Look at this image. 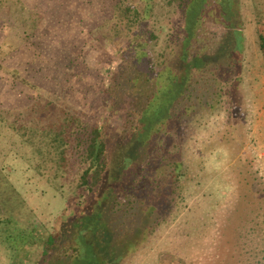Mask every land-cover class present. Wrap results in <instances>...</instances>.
<instances>
[{"label":"trees","instance_id":"16d2710c","mask_svg":"<svg viewBox=\"0 0 264 264\" xmlns=\"http://www.w3.org/2000/svg\"><path fill=\"white\" fill-rule=\"evenodd\" d=\"M214 1L221 6L223 34L208 47L201 23ZM4 3L0 0V11ZM162 10L174 18L165 30L164 44L161 31L157 32V27L166 25L157 14ZM111 14L60 66L62 76L54 89L36 87L21 77L36 90L35 98L21 108L0 107L4 196L17 202L23 198L16 188L22 182L10 181L5 173L7 165L21 164L27 176L29 171L36 173L43 193L53 189L66 198L52 229L36 220L30 231H18L24 245L41 248L43 261L36 264H127L151 231L160 205L173 199L177 184L187 176L190 145L182 130L188 122L191 86L199 82L212 86L221 71H234L244 60L237 0H118ZM258 36L264 56V30ZM101 45L111 50L113 62L91 82L90 70L97 68V62L88 61L89 53ZM10 73L20 77L16 70ZM231 150L226 140L216 142L212 149L197 152L193 163H208L216 156V169L226 164L236 169ZM152 156L161 176L150 196L134 206L135 199L130 203L126 198H138L132 192L135 172L151 163ZM220 178L212 182L210 197L249 195L248 183L244 184L249 180L242 172L232 184ZM111 201L119 207L110 208ZM227 231L229 225L221 232L223 242ZM14 234L8 235L9 240Z\"/></svg>","mask_w":264,"mask_h":264},{"label":"rangeland","instance_id":"374dc122","mask_svg":"<svg viewBox=\"0 0 264 264\" xmlns=\"http://www.w3.org/2000/svg\"><path fill=\"white\" fill-rule=\"evenodd\" d=\"M2 1L6 3L0 11V107L7 108L26 106L37 95L22 78L36 87L54 89L56 79L62 76L60 66L63 68L69 62L70 54L79 50V45L97 24L112 15L113 6L118 2ZM237 1L241 7L244 60L234 71H221L212 86L203 82L191 86L185 118L188 122L182 130L187 133L190 145L186 147L190 155L187 164L191 162L187 176L177 184L173 199L160 205V214L151 231L127 264H264V56L259 51L258 36L259 30H264V0ZM221 12L220 3L214 1L204 13L201 24L207 31L208 47H214L223 34L219 22ZM166 13V10L157 13L166 22L165 28L157 27L162 37L168 23L174 22L173 16ZM164 39L166 36L162 44ZM89 60L92 64L97 62V68L90 70L92 82L110 68L113 55L101 45L92 49ZM10 70H16L20 77ZM235 80L237 88L233 92L231 86ZM222 140L232 149V159L238 164L236 169L229 164L216 169V156L209 158L208 163H193L197 152L212 149ZM153 157L149 158L151 163L145 162L135 172L137 178L132 192L138 198H126L130 203L135 199L134 206H139V199L150 196L161 176L158 160ZM22 169L21 164L5 168L10 181L22 182L20 188L16 186L17 193L23 196L20 202L5 197L4 189H0V264H36L41 259V248L24 245L19 229L30 231L29 225L37 220L50 230L66 207L63 195L48 186L46 189L52 191L43 193L36 173L29 171L27 176ZM241 172L249 180L244 182L249 186L247 197L230 195L214 199L209 196L215 178L221 177L232 184ZM111 202L110 208L119 207L117 202ZM6 218L11 221L8 223ZM228 225L223 242L221 232ZM12 231L15 234L9 240Z\"/></svg>","mask_w":264,"mask_h":264}]
</instances>
